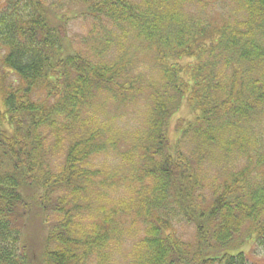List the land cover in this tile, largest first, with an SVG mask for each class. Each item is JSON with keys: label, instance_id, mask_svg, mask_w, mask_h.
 I'll return each mask as SVG.
<instances>
[{"label": "trees", "instance_id": "16d2710c", "mask_svg": "<svg viewBox=\"0 0 264 264\" xmlns=\"http://www.w3.org/2000/svg\"><path fill=\"white\" fill-rule=\"evenodd\" d=\"M77 19L92 25L79 48ZM259 131L264 0H0V264H108L117 229L96 160L120 146L123 169L150 181L116 205L143 222L129 264H264V178H206L256 152Z\"/></svg>", "mask_w": 264, "mask_h": 264}, {"label": "rangeland", "instance_id": "374dc122", "mask_svg": "<svg viewBox=\"0 0 264 264\" xmlns=\"http://www.w3.org/2000/svg\"><path fill=\"white\" fill-rule=\"evenodd\" d=\"M92 29V25L90 21H84L82 19H77L75 22H71L70 24V36L73 38L74 47H84V41L89 36L87 35ZM2 47V46H1ZM4 51V47L2 48ZM139 45L136 46L134 50V55H138ZM146 63L148 60L144 59L140 66L138 67L135 73L139 75L143 74L146 71ZM151 70V67H150ZM155 73V72H154ZM148 72L142 75V82L144 79L148 77ZM157 77V75H155ZM127 111V110H125ZM188 110L185 105H183L177 114L175 119H189L188 118ZM141 114L140 109L131 107L129 113H126L123 118H121L117 122V127L122 129L126 133H131L135 129H139L141 127ZM171 123L170 130V142L171 139L174 141L176 132L174 131L176 126V120ZM174 131V132H173ZM259 135L257 138L260 139L258 142V150L246 158L243 159L239 164H236L232 168H228L225 170H218L207 172L206 178L208 180H212L216 183H219V186H222L223 183L230 184L233 177L236 176L243 182L244 185L249 187L250 189L255 188L257 184L261 182L264 178V163L262 165H258L256 162L260 156L264 155V133L262 131L257 132ZM175 135V136H174ZM183 149V148H182ZM122 146L119 147V151L117 153H109L103 154L96 160V165L104 166L106 164L107 170L104 176L97 174L96 182H103L104 190H102V194L107 197L105 199V203L103 205L108 213H104L103 216L109 217L111 222L107 225L113 230L117 229L116 233H111V242L109 243L108 252L111 254V258L108 264H129L126 258L127 254L130 252L131 247L136 243V241L143 235V222L138 219L134 214H126L122 211L120 214L117 213L116 205L121 201H127L130 199H137L138 194H142V189L147 188L150 181H143L140 183L133 176L135 175L134 168L132 165L131 175L129 174V170H124V166L126 164H119L120 157L119 155L122 152ZM134 159L128 160L129 163ZM117 171L123 177L117 175L116 178H110L112 176V172ZM109 177V178H108ZM131 177V180L128 179ZM106 179V181H105ZM239 185V184H238ZM235 186H231L230 188H234ZM208 192L207 190L203 191ZM97 202L94 201V204ZM124 208H127L124 204ZM173 232L175 233V237L181 242H192L193 234H192V226L185 225L184 222H178L176 219L171 220L170 222ZM252 227L247 226L246 229L242 231L243 235L247 234ZM118 232V234H117ZM252 247V244H248L245 248ZM246 249H244L245 251ZM89 264H97L96 260H92Z\"/></svg>", "mask_w": 264, "mask_h": 264}]
</instances>
